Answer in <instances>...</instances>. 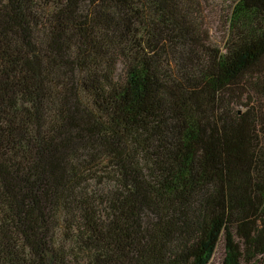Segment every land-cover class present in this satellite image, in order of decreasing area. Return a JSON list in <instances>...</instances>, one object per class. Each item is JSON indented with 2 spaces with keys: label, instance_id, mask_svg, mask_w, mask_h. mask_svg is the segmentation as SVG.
<instances>
[{
  "label": "trees",
  "instance_id": "trees-1",
  "mask_svg": "<svg viewBox=\"0 0 264 264\" xmlns=\"http://www.w3.org/2000/svg\"><path fill=\"white\" fill-rule=\"evenodd\" d=\"M231 1L221 46L202 0H0V264H260L264 0Z\"/></svg>",
  "mask_w": 264,
  "mask_h": 264
},
{
  "label": "rangeland",
  "instance_id": "rangeland-1",
  "mask_svg": "<svg viewBox=\"0 0 264 264\" xmlns=\"http://www.w3.org/2000/svg\"><path fill=\"white\" fill-rule=\"evenodd\" d=\"M202 8L205 9L206 22L209 28L210 40L215 44L224 45L227 14H229L231 0H202ZM241 112L244 108L239 106ZM222 249L218 246L210 264H221ZM260 264H264V257Z\"/></svg>",
  "mask_w": 264,
  "mask_h": 264
}]
</instances>
